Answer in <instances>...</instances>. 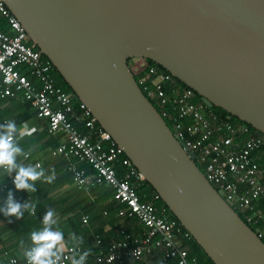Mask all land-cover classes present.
Returning <instances> with one entry per match:
<instances>
[{"label":"water","instance_id":"1","mask_svg":"<svg viewBox=\"0 0 264 264\" xmlns=\"http://www.w3.org/2000/svg\"><path fill=\"white\" fill-rule=\"evenodd\" d=\"M2 1L212 264H264L259 230L207 181L130 68L152 62L264 137V0Z\"/></svg>","mask_w":264,"mask_h":264},{"label":"built area","instance_id":"2","mask_svg":"<svg viewBox=\"0 0 264 264\" xmlns=\"http://www.w3.org/2000/svg\"><path fill=\"white\" fill-rule=\"evenodd\" d=\"M0 14L9 27L8 32L0 31V99L21 97L37 118L46 121L48 134L61 139L51 155L75 158L93 171L90 177L85 169L70 168L78 189L108 186L113 200L124 206L126 216L136 218L145 227L141 240L122 231V239L107 250L101 249L102 240L96 236L97 252H93V260L85 258L82 264H123L127 259L150 264L155 258L162 264L169 259H174L176 264H198L197 257L190 255L185 245L191 239L190 234L180 229L165 208L159 211L153 202L140 199L136 188L145 184L143 176L85 105L75 103L71 95L55 84L52 65L28 43L24 28L2 0ZM148 64L142 60L130 65L135 78H140L139 87L149 101L158 105V112L185 151L195 155L194 161L203 167L207 181L243 214V220L250 227L259 230L258 236L264 241V210L256 207L264 196V181L260 182L263 174L259 169L260 163L264 164V137L221 118L191 89L183 88L169 73ZM28 129H24L23 134L32 132ZM29 157V154L24 155L25 159ZM117 164L121 166L120 171ZM34 165L41 166L39 162ZM7 175L13 181L15 175L12 172ZM157 198L156 194L154 199ZM30 249H25L20 256H8L0 264H13V261L29 264L24 253ZM84 252L75 246L59 250L60 258L55 264H69L73 255Z\"/></svg>","mask_w":264,"mask_h":264},{"label":"crops","instance_id":"3","mask_svg":"<svg viewBox=\"0 0 264 264\" xmlns=\"http://www.w3.org/2000/svg\"><path fill=\"white\" fill-rule=\"evenodd\" d=\"M0 31H9L7 21L1 14ZM10 119L18 128V136L13 142L22 149L15 157L17 165L34 167V164L39 162L41 166L37 171H42V175L30 181L35 186V190L30 191L16 189L7 173L0 172V263L8 256H20L25 249L35 246L31 233L41 231L45 227L43 217L49 210L53 211L52 219L55 223L48 227L62 233V240L56 246L59 248L60 244L64 245L59 248L60 251L75 246L87 253H96V236L102 240L101 249L107 250L112 243L122 239V231L137 240L145 236L143 224L136 218L126 216L124 206L113 200L111 188L104 185L78 189L74 185V175L70 170L72 166L85 169L90 177H93V171L75 158L51 155V151L59 145L61 139L48 134L46 121L37 118L35 111L21 97L0 99V124ZM24 129L32 132L23 134ZM82 130L85 131V128L82 127ZM25 154L30 155L29 159L24 158ZM259 169L263 174L260 182H263V162L260 163ZM11 172L16 175L17 169L13 168ZM49 176L53 177L50 183L45 179ZM145 186L144 183L138 185L137 192L145 189ZM9 193L12 202L20 204L19 216L14 213L7 214ZM153 201L154 197L148 202ZM256 207L264 210V196ZM123 264L139 263L127 259ZM150 264L162 262L155 258L150 260Z\"/></svg>","mask_w":264,"mask_h":264},{"label":"clouds","instance_id":"4","mask_svg":"<svg viewBox=\"0 0 264 264\" xmlns=\"http://www.w3.org/2000/svg\"><path fill=\"white\" fill-rule=\"evenodd\" d=\"M0 172L8 173L13 168L17 169L16 175L13 178V184L16 189H28L30 191L35 190L34 184L30 181L38 179L42 175V171H37L38 165L33 166H19L16 163V154L20 153L22 149L16 145L13 141L18 136V128L13 120H8L4 124H0ZM50 183L53 177H45ZM8 209L7 214L20 215L18 209L20 204L13 203L11 199V193L8 197ZM27 207V205H25ZM53 211L49 210L43 217V224L45 227L41 231H34L31 233V239L35 242V246L30 250H27L24 254L28 258L29 264H55V260L59 257V248H63V244L59 245L58 242L62 240V233L59 230H52L48 225L55 223L52 219ZM87 252L81 254L78 260L74 259L72 264H82ZM53 257L55 259H53ZM13 264L15 262L13 261Z\"/></svg>","mask_w":264,"mask_h":264},{"label":"trees","instance_id":"5","mask_svg":"<svg viewBox=\"0 0 264 264\" xmlns=\"http://www.w3.org/2000/svg\"><path fill=\"white\" fill-rule=\"evenodd\" d=\"M29 44H31L29 42V40H27ZM35 48V47H34ZM36 49V48H35ZM37 50V49H36ZM44 60H47L45 57H43ZM48 61V60H47ZM149 66H155L157 69L159 70H163L162 68H160L159 66L153 64L152 62H149L148 64ZM164 71V70H163ZM168 73V72H167ZM52 75L54 76V79H55V84L60 87L61 89H63L65 92H67L69 95H71L73 97V101L76 103V102H79L77 100V98L74 96V94L72 93V91L70 90V88L68 87V85L66 84V82L62 79V77L55 71V69L52 67ZM142 77H144L142 75ZM174 78V77H173ZM139 79L138 77H136V80L137 82H139ZM174 80L180 85L182 86L183 88H187L185 85H183L182 83H180L178 80H176L174 78ZM197 98L199 99V97L197 96ZM153 105L155 106V108L159 111V107L156 103H153ZM214 111H216L219 116L223 119H228L227 116L228 114L219 109V108H213ZM230 122H232L233 124L235 125H242L241 121H239L237 118H230L228 119ZM246 129L249 131V132H252L254 134H260L258 133L257 131L253 130L250 126L246 127ZM117 169L120 171L121 170V166L119 164H117ZM145 189L143 190H139V196H140V199L143 200V201H149L151 198H153L156 193L153 191V189L151 188V186L145 182ZM154 205L158 208L159 211H161V207L165 208L166 209V213L169 215V217L173 220H176V218L169 212V210L165 207V205L159 200V198L157 199H154L153 201ZM110 208V207H109ZM240 217L242 219H244V216L241 212H238ZM178 224V222H177ZM180 226V225H179ZM252 229H256L255 226H251ZM180 229L185 231L181 226H180ZM185 245H187L189 247V252H190V255H193L195 257H197L198 259V264H212V262L206 257V255L204 254V252L201 250V248L194 242V240L191 238L189 241H186L185 242ZM76 255V254H75ZM81 256V254H78ZM74 256V255H73ZM80 256H74L72 257L73 259H71L70 263L69 264H72V261L74 259L78 260L80 258ZM93 252L92 253H87V256L85 258H88L89 261L91 262L93 260ZM164 264H176V261L174 259H169L166 263Z\"/></svg>","mask_w":264,"mask_h":264},{"label":"rangeland","instance_id":"6","mask_svg":"<svg viewBox=\"0 0 264 264\" xmlns=\"http://www.w3.org/2000/svg\"><path fill=\"white\" fill-rule=\"evenodd\" d=\"M199 168H200V170L202 171V173H203V167L202 166H198Z\"/></svg>","mask_w":264,"mask_h":264}]
</instances>
